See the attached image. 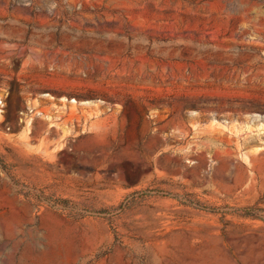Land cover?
I'll return each mask as SVG.
<instances>
[{"label":"rangeland","instance_id":"1","mask_svg":"<svg viewBox=\"0 0 264 264\" xmlns=\"http://www.w3.org/2000/svg\"><path fill=\"white\" fill-rule=\"evenodd\" d=\"M0 264H264V0H0Z\"/></svg>","mask_w":264,"mask_h":264},{"label":"trees","instance_id":"2","mask_svg":"<svg viewBox=\"0 0 264 264\" xmlns=\"http://www.w3.org/2000/svg\"><path fill=\"white\" fill-rule=\"evenodd\" d=\"M245 209L248 210V211H250L251 210V207H246Z\"/></svg>","mask_w":264,"mask_h":264}]
</instances>
